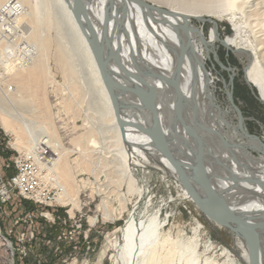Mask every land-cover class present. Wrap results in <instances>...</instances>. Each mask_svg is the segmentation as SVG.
Returning <instances> with one entry per match:
<instances>
[{
    "label": "bare ground",
    "instance_id": "bare-ground-1",
    "mask_svg": "<svg viewBox=\"0 0 264 264\" xmlns=\"http://www.w3.org/2000/svg\"><path fill=\"white\" fill-rule=\"evenodd\" d=\"M42 1L48 9L42 3L40 13L38 0H0V61L6 67L5 70L0 65V88L7 94H3V98L7 96L4 102L8 98L9 102H6L12 106H0V125L5 132L14 135L13 146L19 151H27L38 140L47 144L53 159L45 167L44 178L60 188L61 202L77 206V191L74 193L71 188L75 183L67 158V154L74 151L66 150L54 135L47 110L41 108L37 114L33 111L34 116L29 118L19 112L16 105L25 102L23 94L26 93L31 101H40L35 100V96L46 74V53L64 78L74 82L77 77L62 39L53 35L44 37V30L37 31L40 20L43 22L41 14L45 8L43 11L47 15L43 14L44 17L51 15L55 25L57 18L60 24H66L70 41L84 55L88 67L86 81H89L86 84L94 91L100 120L105 119V123L98 126L99 130L92 125L84 135L76 137L74 150L83 158L89 152H95L99 157L103 148H98L104 145L100 146L103 141H99L101 138L97 135L108 133L109 147H114L111 156L127 179L129 193L136 196L119 227L121 239L112 245L113 264H237L234 253L244 264H251L247 238L234 224L227 228L209 216L221 217V212L209 204L201 206L206 209L202 211L193 201L178 172L148 133L150 115L167 136L177 159L194 167L189 172L197 191L224 203L247 225L257 242V264H264V142L246 130L241 116H237L238 122L233 124L216 104L205 60L209 46L218 39L217 26L211 28L206 41L202 31L193 24V20L203 17V11H231L233 17L237 11L249 26L250 20L256 19V27H260L255 31L260 34L256 42L239 46L236 51L247 56L248 63L253 60L254 64L247 69V78L264 99V0H172L176 6L169 9L146 0H82L89 15L91 38L102 47L110 77L115 83V93L120 101L118 112L101 79L91 48L74 18L78 9L75 1ZM51 24L52 20L51 23L48 20L44 25L51 27ZM239 28L236 26L237 31ZM234 37L227 38L225 43L232 44ZM21 40H27L25 54H29V58L18 64L9 59V52L15 51ZM5 72L7 75L2 77ZM11 83L13 87L9 86ZM71 86L72 95L83 97L77 83ZM36 104L43 106L44 102ZM67 107L72 108V103L68 102ZM35 118L42 121L41 125H36ZM157 178L165 187L168 183L179 186L183 198L190 200L207 220L230 234L235 244L233 253L223 248L220 256L224 259L219 261L214 254L200 253L195 238L186 239L164 231L165 219L160 218L162 205L152 202L153 181ZM167 199L166 203L173 200L171 196ZM101 207L104 217L109 218L106 205L103 203ZM95 220L94 217L90 221ZM213 248L208 244L206 251ZM11 255V244L0 233V264H13Z\"/></svg>",
    "mask_w": 264,
    "mask_h": 264
},
{
    "label": "rangeland",
    "instance_id": "rangeland-1",
    "mask_svg": "<svg viewBox=\"0 0 264 264\" xmlns=\"http://www.w3.org/2000/svg\"><path fill=\"white\" fill-rule=\"evenodd\" d=\"M38 1H40L38 2V4L40 3L39 7L42 3L45 8L48 7L43 1ZM146 1L155 3L163 9H169L175 4L172 0ZM42 8L40 7V13ZM50 9L52 10V8ZM43 10L41 14L43 22L40 20L41 29L37 28L38 33L44 30L45 32H42L44 37L53 35V37L59 36L60 40L62 39L70 61L76 69L77 77L74 82L67 77L64 78L50 55L46 53V74L41 88L37 92V97L35 96V100L36 98L40 100L39 103L43 104L44 102L43 106H37V101H31L29 93L23 94L25 102L22 101L16 105L18 111L23 112L29 118L34 116L33 111L37 114L41 108L47 110L50 114L54 135L66 150L74 151L68 153L67 158L71 163L70 167H72L75 184H72L71 188L74 193L77 191V206L73 207L71 203H63L61 200L52 206H41L22 197L14 196L10 202L0 205V233L3 239L11 244L13 264H85L84 258H87V264H113L112 245L121 239L119 227L127 217L126 209L131 208L136 196L129 193L127 179L118 168L114 156H111L114 147H109L111 144L108 143L110 139L107 136L108 133L102 132L104 134L97 135L98 139L101 138L99 141L105 143L100 145H104L103 147L98 148H103L101 154L103 153L104 156L100 154L97 157L95 152H89L83 158L82 155H78V151L75 152V138L81 134L84 135V132L92 125L98 127L104 124L105 119L100 120L99 106L94 103V91L91 90L90 84H86L89 81H86L88 67L84 55H81L82 52L74 47L75 43L70 41L69 32L65 28L67 25L60 24L59 18L55 25L53 23L55 18L51 15L44 17L46 12L44 14ZM235 12L233 17L231 11L216 10L214 13L203 11V17L193 20V24L202 31L206 41L209 40L211 28L217 26L218 39L212 46H209L210 50L205 60V69L216 104L225 112L226 119L233 124L238 122L237 116H241L246 130L248 129L247 131L251 135L264 142V99L259 96L258 88L247 78V69L254 63H252V59L251 63H248V57L239 55L236 51L237 47L245 46L248 42L251 45L254 44L260 35L255 31H259L260 27H256L255 18L250 20L249 26L246 19L237 11ZM45 18H47L46 21ZM48 20L50 23L52 20L51 27L53 29L49 25H46L47 27L44 25ZM55 26L58 28L55 29ZM236 26L241 29L239 28L237 31ZM233 36H235V41L227 45L226 39ZM26 41L21 40V43L26 45ZM1 66H4L3 63ZM4 68L6 70L5 66ZM4 75H7V72L3 73L2 77ZM68 81L71 84L77 83L81 87L80 94L83 97H78L76 94L73 97L72 86ZM9 86L13 87V83ZM3 89L0 88V98L3 99H0L2 100L0 106L12 107L10 103L6 102L7 100L9 102L8 98L4 102L7 94L2 93ZM3 94H5L4 98ZM97 101H99L98 98ZM68 102L72 103L73 109H68ZM35 119L36 125H41L42 121L38 118ZM86 126L87 128H85ZM14 139V135L5 132L0 125V170L5 175L12 174L11 161L16 151H19L13 146ZM252 153L255 156L258 155L256 152ZM93 169L94 171H92ZM152 193L154 194H152V202L155 205H162L160 218L161 220L165 219L164 231H170L173 236L178 235L186 239L195 238L200 253L209 256L214 254L219 261L224 259L223 256H220L223 248L233 251L235 244H233L234 240L231 235L207 220L191 204L190 200L183 198L179 194L181 193L179 186L175 187L168 183L165 187L157 178L153 181ZM168 196H171L173 200L170 199L169 203H166ZM103 203L107 207L109 218H105L103 215L101 207ZM94 217L96 220L91 223L90 220ZM77 225H81V227L76 228ZM208 244H212L214 247L212 251H206ZM6 253L8 252L6 251ZM233 257L237 264H244L237 253H234Z\"/></svg>",
    "mask_w": 264,
    "mask_h": 264
},
{
    "label": "water",
    "instance_id": "water-1",
    "mask_svg": "<svg viewBox=\"0 0 264 264\" xmlns=\"http://www.w3.org/2000/svg\"><path fill=\"white\" fill-rule=\"evenodd\" d=\"M74 1L76 6L78 7L77 13L74 14V18L78 23L82 35L87 40L91 48L101 79L109 93L115 111L118 112L120 107V101L115 93V83L112 81L110 77L109 68L107 66V61L105 58L104 51L102 47H99V45L91 38V24L89 20V15L83 5L82 0H74ZM150 119H151V126L147 127L148 133L151 135L152 138H154V140L157 142L159 146V150L169 159L171 164L178 172L182 180L183 186L185 187L189 195L192 197L193 201L200 208L201 206L204 207L206 204H209L211 208H215L218 212H221V217L215 215L214 216L209 215L213 219V221L220 224L221 226L231 228V224H234L236 230L241 235L246 237L249 242L251 264H257V248H258L257 242L253 237H251L247 225L242 220L238 219L237 216L224 203L220 201L217 202L211 197H207L204 195L202 196L197 191V189L195 188V183L191 178L189 172L191 169L194 170V167H190V165H187L177 159V157L173 153V150L168 142V138L165 135V133L162 131L158 123L151 115H150ZM201 210L204 211L206 209L201 208Z\"/></svg>",
    "mask_w": 264,
    "mask_h": 264
},
{
    "label": "built area",
    "instance_id": "built-area-1",
    "mask_svg": "<svg viewBox=\"0 0 264 264\" xmlns=\"http://www.w3.org/2000/svg\"><path fill=\"white\" fill-rule=\"evenodd\" d=\"M26 46L21 43L15 51L9 52V59L16 60L18 64L25 62V59L29 58V54H25ZM52 159L50 147L41 140L34 143L30 150L16 151L11 161L12 174L5 175L0 170V205L10 202L14 196L41 206L58 203L60 188L54 185L52 180L46 181L44 178L45 167L52 163ZM80 227L81 225H77L76 228ZM83 262L87 264V258H84Z\"/></svg>",
    "mask_w": 264,
    "mask_h": 264
}]
</instances>
